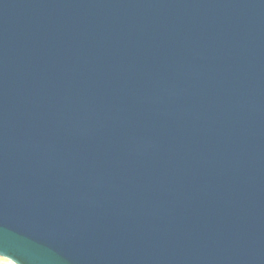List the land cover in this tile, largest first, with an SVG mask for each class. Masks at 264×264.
Returning a JSON list of instances; mask_svg holds the SVG:
<instances>
[{"label":"water","instance_id":"95a60500","mask_svg":"<svg viewBox=\"0 0 264 264\" xmlns=\"http://www.w3.org/2000/svg\"><path fill=\"white\" fill-rule=\"evenodd\" d=\"M0 256L264 264V0H0Z\"/></svg>","mask_w":264,"mask_h":264},{"label":"rangeland","instance_id":"374dc122","mask_svg":"<svg viewBox=\"0 0 264 264\" xmlns=\"http://www.w3.org/2000/svg\"><path fill=\"white\" fill-rule=\"evenodd\" d=\"M0 264H15L12 260L0 256Z\"/></svg>","mask_w":264,"mask_h":264}]
</instances>
